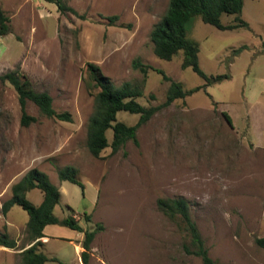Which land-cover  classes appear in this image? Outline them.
I'll use <instances>...</instances> for the list:
<instances>
[{
    "label": "rangeland",
    "instance_id": "374dc122",
    "mask_svg": "<svg viewBox=\"0 0 264 264\" xmlns=\"http://www.w3.org/2000/svg\"><path fill=\"white\" fill-rule=\"evenodd\" d=\"M64 1L75 12H59L47 0H0L7 16L6 32L0 34V72L18 68L35 89L51 95L55 109L71 115L70 121L39 115L27 100L25 110L37 118L21 125L15 91L0 81V204L9 197L10 184L36 166L60 192L53 213L61 218L72 212L82 228L95 230L90 264H203L183 251V233L155 203L158 196L181 195L212 258L264 264V250L253 240L264 228V135L256 139L241 101L253 78H264V0H242L239 13L219 16L225 23L238 15L247 26L221 29L191 17L185 37L197 43L199 67L206 74L228 76L154 111L136 128L137 144L127 139L114 152L104 147L99 156L85 143L96 87L84 62H96L116 85L125 80L137 84L142 91L137 100L144 105L162 101L168 81L152 68L143 75L131 66L133 57L162 69L184 88L204 80L189 66L180 67V52L168 60L152 52L149 31L168 0ZM112 13L121 24L105 22L102 15ZM240 44L245 47L234 51ZM116 116L127 124L137 118L126 111ZM248 128L260 146L243 136ZM106 135L110 139V130ZM65 164L76 167L82 191L57 177L56 166ZM25 196L38 203L41 192L32 188ZM26 219L16 204L5 214L0 211V230L16 241V248L0 245V264L20 262L18 251L29 244ZM43 232L38 248L44 254L82 264V231L48 223Z\"/></svg>",
    "mask_w": 264,
    "mask_h": 264
},
{
    "label": "trees",
    "instance_id": "16d2710c",
    "mask_svg": "<svg viewBox=\"0 0 264 264\" xmlns=\"http://www.w3.org/2000/svg\"><path fill=\"white\" fill-rule=\"evenodd\" d=\"M55 4L59 12L69 10L75 12L64 0H47ZM242 0H168L163 14L152 24L149 31V38L152 44V52L156 57L170 59L180 52V67L189 66L194 72L204 80L203 84L184 88L180 81L169 77L162 69L152 67L142 62L138 57L131 59V66L138 69L145 75L147 68L161 74V78L168 81L165 89L164 99L156 104L144 105L137 100L141 96V88L130 81H122L116 85L111 78L104 74L99 65L94 61L84 62V69L92 85L96 87L93 93V108L86 121L85 143L88 151L99 156V152L106 146L110 151H116L127 139L137 144L135 136L136 128L145 122L151 114L162 106L169 104L173 99L183 97L201 86L221 80L228 76L227 73L206 74L197 62V43L185 37V25L189 19L198 15L204 22L213 24L217 28H234L247 26V22L235 15L232 22H221V13H234L240 11ZM107 24H121L117 22V14L102 15ZM7 16L0 6V34H4L7 29ZM128 26L129 23H125ZM264 46V41H262ZM245 44H240L234 51H238ZM0 81L8 82L14 89L19 106V123L28 125L36 120L37 116L25 110L26 101H31L37 108L39 115L55 118L58 120H71L70 112L67 110H57L52 106V97L46 90H37L26 73L18 68L6 69L0 72ZM149 97H153L151 93ZM119 111H126L137 114L135 122L127 124L117 118ZM225 120L230 124V117L226 111H220ZM110 130V139L106 131ZM56 175L59 179H66L79 185L83 190V183L77 176V169L71 164L56 166ZM32 188H38L41 198L38 203L31 202L25 192ZM10 195L0 204L2 214L8 210L12 204H16L27 213L25 221V231L29 244L19 250L20 262L16 264H42L45 260H54L56 264H68L55 256H47L38 248L42 244L41 236H44L43 227L48 223L62 224L71 229L82 231V249L79 257L82 264L89 263L90 241L95 232L94 229L82 228L72 212L59 218L52 209L58 202L60 192L58 187L51 182L48 175L36 166H31L10 186ZM157 208L172 220L178 229L183 233L184 239L181 247L184 252L199 257L203 264H226L212 258L208 254L207 247L198 230V227L191 217L187 200L181 195L158 196L155 199ZM73 211L72 209H69ZM85 213V212H83ZM85 218L88 214H84ZM254 243L264 250V235L254 237ZM0 245L16 248V241L10 237L5 230H0ZM22 247V246H21Z\"/></svg>",
    "mask_w": 264,
    "mask_h": 264
},
{
    "label": "crops",
    "instance_id": "0c3cea01",
    "mask_svg": "<svg viewBox=\"0 0 264 264\" xmlns=\"http://www.w3.org/2000/svg\"><path fill=\"white\" fill-rule=\"evenodd\" d=\"M253 79L256 82L254 84H249L246 89L242 91L241 101L243 106L245 107V111L248 113L247 116H250V120L256 133H258V136L256 137V139H258L262 138V136L264 135V78L254 77ZM229 117L231 124L233 125L232 118L230 115ZM243 136L253 146H260L258 145V141L253 140L252 137H250L249 128L246 134H243ZM262 226L264 227V225ZM260 235H264V228L262 229V232H260Z\"/></svg>",
    "mask_w": 264,
    "mask_h": 264
}]
</instances>
